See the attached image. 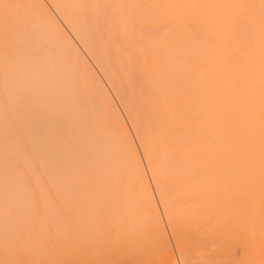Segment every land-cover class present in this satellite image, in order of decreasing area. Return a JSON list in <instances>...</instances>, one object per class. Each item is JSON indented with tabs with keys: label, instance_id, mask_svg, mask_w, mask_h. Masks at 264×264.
Returning a JSON list of instances; mask_svg holds the SVG:
<instances>
[{
	"label": "bare ground",
	"instance_id": "1",
	"mask_svg": "<svg viewBox=\"0 0 264 264\" xmlns=\"http://www.w3.org/2000/svg\"><path fill=\"white\" fill-rule=\"evenodd\" d=\"M0 264H264V0H0Z\"/></svg>",
	"mask_w": 264,
	"mask_h": 264
}]
</instances>
